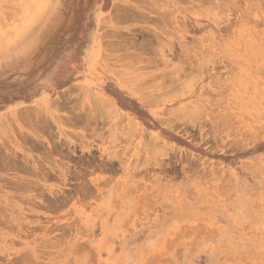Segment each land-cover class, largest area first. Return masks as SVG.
<instances>
[{
    "label": "rangeland",
    "instance_id": "rangeland-1",
    "mask_svg": "<svg viewBox=\"0 0 264 264\" xmlns=\"http://www.w3.org/2000/svg\"><path fill=\"white\" fill-rule=\"evenodd\" d=\"M257 2L0 0V264H264Z\"/></svg>",
    "mask_w": 264,
    "mask_h": 264
},
{
    "label": "bare ground",
    "instance_id": "bare-ground-1",
    "mask_svg": "<svg viewBox=\"0 0 264 264\" xmlns=\"http://www.w3.org/2000/svg\"><path fill=\"white\" fill-rule=\"evenodd\" d=\"M257 1L259 2V0H257ZM258 2H257V3H258ZM260 2H261V1H260ZM230 4H231V3H230ZM258 4H260V3H258ZM257 6H258V5H257ZM242 9H243V8H242ZM242 9H241V10H242ZM242 11H244V10H242ZM241 14H242V13H241ZM244 14H245V13H244ZM244 14H243V15H244ZM246 14H247V13H246ZM246 16H247V15H246ZM237 17H238V16H237ZM241 20H242V19H241ZM245 20H246V19H245ZM243 21H244V20H243ZM246 23H247V22H246ZM253 36H254V34H253ZM254 39H255V38H254ZM256 71H257V70H256ZM128 77H129V76H128ZM131 78H132V76H131ZM139 85H140V84H139ZM136 89H137V88H136ZM151 100H153V99H151ZM94 105H95V104H94ZM120 119H121V118H120ZM119 122H120V121H119Z\"/></svg>",
    "mask_w": 264,
    "mask_h": 264
}]
</instances>
